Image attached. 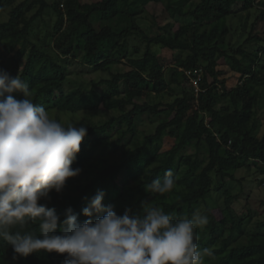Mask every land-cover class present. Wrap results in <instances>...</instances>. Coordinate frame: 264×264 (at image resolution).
<instances>
[{"label":"trees","instance_id":"trees-1","mask_svg":"<svg viewBox=\"0 0 264 264\" xmlns=\"http://www.w3.org/2000/svg\"><path fill=\"white\" fill-rule=\"evenodd\" d=\"M263 98L264 0H0V264H264Z\"/></svg>","mask_w":264,"mask_h":264},{"label":"rangeland","instance_id":"rangeland-1","mask_svg":"<svg viewBox=\"0 0 264 264\" xmlns=\"http://www.w3.org/2000/svg\"><path fill=\"white\" fill-rule=\"evenodd\" d=\"M85 2H92V1H97V0H84ZM148 9V14L149 15H154L156 16L159 24H165L169 21H172L175 23V29H177L179 26H183V25H188V18L186 17H180V16H176L173 12L171 11H167L164 6L160 3H150L147 6ZM145 29L150 33V34H157L159 31L157 29V27L150 25V21L146 20L143 22ZM152 51L156 54H159L160 56H162L168 65H172L174 63V53L167 49V48H163L161 46H158L156 44H152ZM71 68L75 71H79V70H89L88 67H85L83 65L80 64H72ZM87 78L91 79V78H99L102 73L100 72H88L85 74ZM227 76H229V85L233 86L238 82V78L239 75L238 74H234V71H232L229 67H228V72H227ZM160 99H162V97L156 93H152L151 95H149L148 98H144V99H140L139 101L143 102L145 100H150L151 102L155 103L156 101H159ZM165 100H171V98L166 97L165 96ZM45 105L42 104V108H44ZM259 124H261L259 130V134H262L264 131V98L263 101L261 103V106L259 107ZM43 119L47 122H54L56 119V113L55 111H46L43 114ZM174 113H172L170 116H165L164 117H160L159 120L161 122H164L165 120H167L166 118H170L173 117ZM83 114H68V113H63L61 114V122L63 125H70V126H76L78 124H82L84 123V119H83ZM97 118V117H96ZM146 127H150L151 123L147 121ZM27 132H29L30 130H26ZM224 150V149H223ZM188 152H194V148L193 147H189ZM245 174V172L239 171L237 176L240 178ZM260 179H263V182H259ZM237 188L240 187L239 184H237L236 186ZM244 191L245 194L242 195L240 197V199L238 201L235 202V207L237 208V210L241 213V214H247L248 213V206L251 207L252 209V213H253V219L257 220V219H264V203H262V200H264V176L260 175V174H249L247 179L244 181ZM236 192H238V190H236ZM218 212V210L216 211Z\"/></svg>","mask_w":264,"mask_h":264},{"label":"built area","instance_id":"built-area-1","mask_svg":"<svg viewBox=\"0 0 264 264\" xmlns=\"http://www.w3.org/2000/svg\"><path fill=\"white\" fill-rule=\"evenodd\" d=\"M189 77L191 78L192 85L198 90L199 89V82L201 80L200 75L198 74V71H186Z\"/></svg>","mask_w":264,"mask_h":264}]
</instances>
